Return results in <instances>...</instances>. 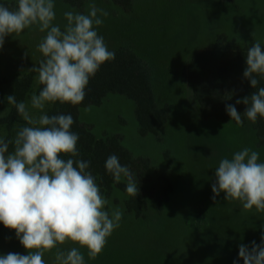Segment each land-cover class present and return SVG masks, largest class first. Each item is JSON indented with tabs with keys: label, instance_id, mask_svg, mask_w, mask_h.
Wrapping results in <instances>:
<instances>
[{
	"label": "rangeland",
	"instance_id": "rangeland-1",
	"mask_svg": "<svg viewBox=\"0 0 264 264\" xmlns=\"http://www.w3.org/2000/svg\"><path fill=\"white\" fill-rule=\"evenodd\" d=\"M3 2L14 0H0ZM94 2L109 12L99 28L109 49L133 51L150 70L157 109L169 106L172 111L157 139L138 135L135 104L123 96L109 94L100 106L79 110L80 122L92 126L96 139L118 136L132 157L149 161L152 176L141 218L125 210L126 192L112 189L108 199L111 206L122 209L123 218L95 259H88L87 251L81 249L87 264H243L239 245L260 242L264 213L244 211L238 202H226L224 193L214 202L211 184L222 157L230 158L235 151L251 147L264 161V147L257 146L251 124L201 119L198 104L180 82V75L190 57L213 43L217 34L233 40L239 50L255 40L264 46V0H133L129 13L111 0ZM88 3L82 0L81 6L71 7L64 0H55L56 23L66 22L64 11L75 8L83 12ZM42 35L26 29L19 37H6L0 50V117L10 110L6 97L12 94L13 80L27 74L40 59L36 45ZM38 89L33 78L25 101L33 92L38 94ZM24 123L14 126L12 138ZM7 135L0 126V136ZM164 153L171 162L168 179L172 192L158 212L159 190L153 171L166 168ZM72 246L66 242L60 247L67 250ZM9 252L27 254L15 231L0 223V254ZM54 253L55 249L45 254L47 264H52Z\"/></svg>",
	"mask_w": 264,
	"mask_h": 264
},
{
	"label": "clouds",
	"instance_id": "clouds-1",
	"mask_svg": "<svg viewBox=\"0 0 264 264\" xmlns=\"http://www.w3.org/2000/svg\"><path fill=\"white\" fill-rule=\"evenodd\" d=\"M55 0H14L0 3V50L6 37H19L26 29L43 34L36 45L41 54L29 69L40 86L27 101L6 97L25 122L13 138L0 136V223L14 230L27 254H0V264H47L45 254L55 249L52 264H87L105 248L108 238L120 227L123 211L111 206L90 170L91 161L81 157L79 134L72 130L69 114L49 115L47 108L60 104L80 105L90 80L102 65L115 59L99 28L109 12L89 0L86 10L63 12V25L56 23ZM25 56H28L25 52ZM243 78L255 90L239 98L243 113L226 104L231 121L243 126L264 119V46L255 40L245 53ZM234 92L225 94L230 100ZM213 155V153H212ZM211 158V157H209ZM113 181L125 183V192L135 198L139 181L129 165L111 154L104 164ZM211 184L215 202L224 193L226 202H238L244 211L264 213V161L251 147L222 157ZM72 242L64 250L60 246ZM243 264H264V233L260 242L241 243L238 252ZM234 264L236 262L234 261Z\"/></svg>",
	"mask_w": 264,
	"mask_h": 264
},
{
	"label": "trees",
	"instance_id": "trees-1",
	"mask_svg": "<svg viewBox=\"0 0 264 264\" xmlns=\"http://www.w3.org/2000/svg\"><path fill=\"white\" fill-rule=\"evenodd\" d=\"M112 3L123 12L129 13L133 0H111ZM220 3H231L234 0H216ZM5 3V2H3ZM71 7H79L82 0H64ZM8 4V3H5ZM252 42L239 50L233 40L227 36L217 35L214 42L205 49L195 53L185 64L180 82L191 91L193 99L199 107L201 119H214L219 122H232L226 112V104H233L237 111L243 113L244 104H236L235 101L255 91L250 83L243 78L245 69V53ZM115 59L106 62L97 72L86 89L87 95L84 101L77 106L70 104L51 105L47 112L49 115L63 113L71 114L75 120L72 130L79 134L78 148L82 159L91 161L90 170L97 176V183L106 198L113 188L125 193V183L119 184L113 181L104 167L107 157L115 154L122 165H129L139 181L140 194L128 197L124 203L125 210L136 218L143 217L146 210L145 196L146 186L151 183L150 164L146 158H135L120 145L118 136L103 135L96 139L92 134V126L79 120V110L87 107H98L109 94H116L131 100L135 104L134 115L138 124V135L145 137L152 135L158 139L159 131L168 121L172 109L165 106L163 110L157 109L150 83V70L148 66L130 49L120 48L114 51ZM36 74L28 72L18 76L12 82V94L17 101H25L31 89L33 78ZM260 86H264V81ZM40 90V86L38 92ZM234 92L230 100H225V94ZM22 118L16 109L11 106L6 116L0 117V126L8 132L6 138L11 139L15 125L21 124ZM251 124L258 147H264V119H258L253 124L247 119L243 126ZM237 125V124H236ZM167 163L166 168H158L153 171L158 182L159 195L156 199V211H161L167 202L168 195L172 192L169 182L170 158L164 153Z\"/></svg>",
	"mask_w": 264,
	"mask_h": 264
},
{
	"label": "crops",
	"instance_id": "crops-1",
	"mask_svg": "<svg viewBox=\"0 0 264 264\" xmlns=\"http://www.w3.org/2000/svg\"><path fill=\"white\" fill-rule=\"evenodd\" d=\"M217 35H220V34H217ZM216 38V37H215ZM215 40V39H214Z\"/></svg>",
	"mask_w": 264,
	"mask_h": 264
}]
</instances>
